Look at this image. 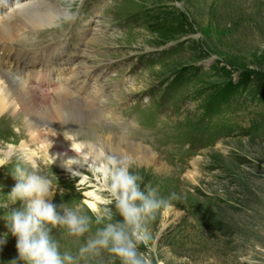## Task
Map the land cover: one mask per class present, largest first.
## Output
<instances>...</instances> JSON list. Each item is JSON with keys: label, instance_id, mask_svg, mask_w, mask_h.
I'll use <instances>...</instances> for the list:
<instances>
[{"label": "rangeland", "instance_id": "obj_1", "mask_svg": "<svg viewBox=\"0 0 264 264\" xmlns=\"http://www.w3.org/2000/svg\"><path fill=\"white\" fill-rule=\"evenodd\" d=\"M59 1L61 15L35 32L34 47L79 34L88 24L98 38L88 47L98 58L78 61L95 64L96 73L107 71L101 101L114 112L105 117L114 124L101 120L97 130L86 128L80 112L76 127L147 146L161 163L131 161L130 171L143 178L141 188H156L170 204L146 223L149 239L139 251L151 264H264V0H104L99 10L100 0ZM160 24L174 33L167 42L159 40ZM85 44H91L88 38ZM119 44L131 49L119 54ZM110 55L119 61L114 67L106 64ZM241 79L247 80L225 101ZM21 122L0 120V200L14 186L11 170L25 152L55 179L56 205L85 206L84 200L103 195L92 171L85 168L80 177L50 165L40 143L26 142ZM15 206L0 209V217ZM6 232L0 219V235ZM52 234L73 253L84 240L60 228ZM15 243L8 235L0 245V264L17 259ZM93 264L119 261L105 253Z\"/></svg>", "mask_w": 264, "mask_h": 264}, {"label": "bare ground", "instance_id": "obj_2", "mask_svg": "<svg viewBox=\"0 0 264 264\" xmlns=\"http://www.w3.org/2000/svg\"><path fill=\"white\" fill-rule=\"evenodd\" d=\"M61 13L59 0H0V120L8 116L22 121L21 128L26 133V142L40 143L38 151L47 157L48 162L51 155H57L58 159L52 166L68 175L70 172L61 167L60 160L75 156L70 144L74 148H80L82 143L87 145L83 150L90 155L102 151L130 158L142 166L160 165L147 146L120 138L111 132H106L107 136H95L94 133L76 127V117L81 113L85 115L86 128L97 130V123H101V120L111 121L105 117L114 116V112L101 101L100 83L107 71L103 75L96 73L98 68H95V64L91 66L92 63L87 62L89 64L86 65L78 61L79 58L85 61L98 58L95 50L88 47L97 45V42L93 43L95 39L98 41L97 34H93L95 30H91L88 24L80 29L79 34L72 31L70 37H63L56 45H45L40 49L34 47L33 43L38 39L35 32L49 27ZM65 23L71 24L72 20ZM87 38L91 44H85ZM77 41L79 43L68 52L70 44ZM121 49L123 47L119 44V54L131 48ZM113 59L111 55L108 56L106 64L109 67L119 63ZM124 59L127 60V57L124 56ZM129 86L132 87V83ZM67 122L70 124L66 125ZM109 124H114V121ZM38 125H41L42 131H39ZM64 125L67 126L65 131L62 129ZM125 125L121 124V128ZM16 131L19 132V129ZM144 131L151 132L147 129ZM40 132H44L42 136ZM60 154H64L63 157ZM22 156L33 158L27 152ZM85 168L86 165H80L76 168L78 174L70 175L81 177V171ZM80 184L85 182L80 180ZM96 199L90 197L84 200L85 206L95 204Z\"/></svg>", "mask_w": 264, "mask_h": 264}, {"label": "clouds", "instance_id": "obj_3", "mask_svg": "<svg viewBox=\"0 0 264 264\" xmlns=\"http://www.w3.org/2000/svg\"><path fill=\"white\" fill-rule=\"evenodd\" d=\"M86 147L83 143L80 148L70 144L75 156L61 158L60 165L70 174H78L76 168L86 165L97 176L103 195L87 206L53 203L58 193L53 176L43 172L29 157L18 158L11 170L15 184L0 200V209L16 205L0 217L7 229L0 235V245L8 235L16 239L18 257L9 264H93L105 253L119 264H151L139 246L149 239L146 223L170 207L168 200L154 187L145 184L141 188L143 178L130 171V158L102 151L90 155L83 150ZM57 159V155H51L50 165ZM53 228H60L69 236L83 237V243L75 253L62 250L52 234Z\"/></svg>", "mask_w": 264, "mask_h": 264}, {"label": "trees", "instance_id": "obj_4", "mask_svg": "<svg viewBox=\"0 0 264 264\" xmlns=\"http://www.w3.org/2000/svg\"><path fill=\"white\" fill-rule=\"evenodd\" d=\"M158 24V23H157ZM160 26H161V28L159 27L158 29H157V33H158V35H159V37H160V42H167L168 40H170L172 37L171 36H173V32H171L172 30H169L168 31V29H169V26H168V24H160ZM168 28V29H167ZM179 35H186L185 33H181V34H179ZM247 80V79H246ZM246 80L245 79H241L238 83H237V85H235V86H233V87H230L229 88V90H227V92L225 93V96H224V99H225V101L226 100H229L233 95H235L236 93H237V86L239 85H241V83H245L246 82ZM264 89V88H263ZM264 91V90H263ZM264 92H263V94H262V96H261V99H263L264 97ZM264 100V99H263ZM223 104H225V103H223ZM215 111H216V113H220V110L219 109H217V108H215Z\"/></svg>", "mask_w": 264, "mask_h": 264}]
</instances>
